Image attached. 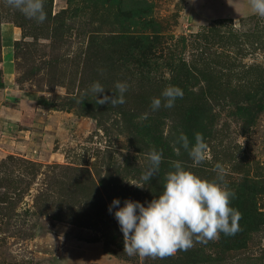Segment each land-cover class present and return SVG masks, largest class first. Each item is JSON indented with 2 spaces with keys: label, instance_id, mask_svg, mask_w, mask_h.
<instances>
[{
  "label": "rangeland",
  "instance_id": "374dc122",
  "mask_svg": "<svg viewBox=\"0 0 264 264\" xmlns=\"http://www.w3.org/2000/svg\"><path fill=\"white\" fill-rule=\"evenodd\" d=\"M45 11L38 23L0 0L2 87L35 96L16 132L1 113L17 99H0V264H264V18L248 0H45ZM96 82L98 98L126 83V102L96 104ZM168 86L183 98L153 111ZM181 132L190 146L202 134L210 159L194 165ZM153 148L160 170L142 182ZM173 161L206 180L225 168L240 231L129 257L109 205L147 206Z\"/></svg>",
  "mask_w": 264,
  "mask_h": 264
},
{
  "label": "clouds",
  "instance_id": "9594fccd",
  "mask_svg": "<svg viewBox=\"0 0 264 264\" xmlns=\"http://www.w3.org/2000/svg\"><path fill=\"white\" fill-rule=\"evenodd\" d=\"M6 4L19 10L26 18L43 23L47 18L45 0H5ZM253 14L264 18V0H248ZM119 96L98 94L104 93L105 88L96 82L91 86L95 95V103L111 104L113 107L125 103L124 93L128 90L126 83L117 82L115 85ZM86 95V93H85ZM161 98H153L151 108L159 110L162 106L172 108L177 98H183V91L176 86H168L162 92ZM146 118V117H145ZM186 150L194 165L210 159L209 146L202 134L195 135V144L190 146L187 135L183 132L175 141ZM180 154V149H175ZM163 150L152 149L148 154L149 167L141 176L142 182H147L158 175L163 160ZM174 171L166 174L163 191L147 206L139 201L125 200L124 206L119 207L120 200L113 199L109 212L113 208L120 230L123 233V252L129 257L139 256L141 259H166L179 251H188L196 243L207 244L219 239L221 233L233 236L240 231L239 221L242 214L231 207V199L235 192L224 182L225 168L217 163L215 171L217 178L202 179L194 172L186 170L181 161H173ZM133 185L144 188V183Z\"/></svg>",
  "mask_w": 264,
  "mask_h": 264
},
{
  "label": "crops",
  "instance_id": "0c3cea01",
  "mask_svg": "<svg viewBox=\"0 0 264 264\" xmlns=\"http://www.w3.org/2000/svg\"><path fill=\"white\" fill-rule=\"evenodd\" d=\"M4 82H6V79L4 80ZM7 87H9V85L3 83V87L0 90H2L4 94H2V97H0V99L4 102V99L7 96L8 99L10 98V100L14 101V99L12 98L16 97L17 105H14L12 103L5 105L1 114H4V122L7 123V121H9V128L6 125L5 127L8 128L11 132H16V127L26 128L30 124H32L34 108L33 99L35 98V96L32 93L23 94L20 93V91H16V94H14L15 89H13L14 91L11 92Z\"/></svg>",
  "mask_w": 264,
  "mask_h": 264
},
{
  "label": "trees",
  "instance_id": "16d2710c",
  "mask_svg": "<svg viewBox=\"0 0 264 264\" xmlns=\"http://www.w3.org/2000/svg\"><path fill=\"white\" fill-rule=\"evenodd\" d=\"M0 88H2V82H1V80H0Z\"/></svg>",
  "mask_w": 264,
  "mask_h": 264
}]
</instances>
